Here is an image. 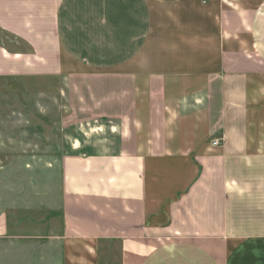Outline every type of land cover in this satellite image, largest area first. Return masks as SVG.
<instances>
[{"label": "crops", "instance_id": "1", "mask_svg": "<svg viewBox=\"0 0 264 264\" xmlns=\"http://www.w3.org/2000/svg\"><path fill=\"white\" fill-rule=\"evenodd\" d=\"M13 77L61 79L63 124L117 148L61 156L60 231L1 211L0 264H264V0H0Z\"/></svg>", "mask_w": 264, "mask_h": 264}, {"label": "rangeland", "instance_id": "2", "mask_svg": "<svg viewBox=\"0 0 264 264\" xmlns=\"http://www.w3.org/2000/svg\"><path fill=\"white\" fill-rule=\"evenodd\" d=\"M62 87L61 79L51 77L0 79V212L8 214L12 229L17 226L15 234L60 231L59 161L72 146H84L85 154L117 148L106 122L63 124ZM119 257L113 245L99 261L119 264Z\"/></svg>", "mask_w": 264, "mask_h": 264}, {"label": "built area", "instance_id": "3", "mask_svg": "<svg viewBox=\"0 0 264 264\" xmlns=\"http://www.w3.org/2000/svg\"><path fill=\"white\" fill-rule=\"evenodd\" d=\"M218 141L217 140H215V141H213L211 144L213 145V146H217L218 145Z\"/></svg>", "mask_w": 264, "mask_h": 264}]
</instances>
